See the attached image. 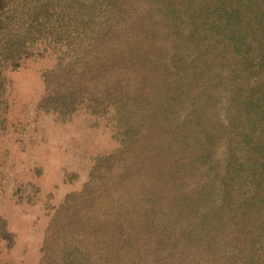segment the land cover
Segmentation results:
<instances>
[{"label": "trees", "instance_id": "16d2710c", "mask_svg": "<svg viewBox=\"0 0 264 264\" xmlns=\"http://www.w3.org/2000/svg\"><path fill=\"white\" fill-rule=\"evenodd\" d=\"M28 63L115 142L40 264H264V0H0V131Z\"/></svg>", "mask_w": 264, "mask_h": 264}, {"label": "rangeland", "instance_id": "374dc122", "mask_svg": "<svg viewBox=\"0 0 264 264\" xmlns=\"http://www.w3.org/2000/svg\"><path fill=\"white\" fill-rule=\"evenodd\" d=\"M44 69L28 63L10 74L9 110L0 131V204L14 238L0 242V264L41 263L53 215L61 207L59 223L66 219L63 205L80 192L92 159L115 148L111 136L89 128L83 116L62 122L39 109Z\"/></svg>", "mask_w": 264, "mask_h": 264}]
</instances>
